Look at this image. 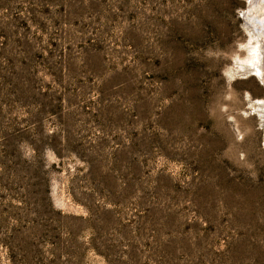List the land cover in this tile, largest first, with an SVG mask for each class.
I'll use <instances>...</instances> for the list:
<instances>
[{
    "label": "rangeland",
    "instance_id": "1",
    "mask_svg": "<svg viewBox=\"0 0 264 264\" xmlns=\"http://www.w3.org/2000/svg\"><path fill=\"white\" fill-rule=\"evenodd\" d=\"M248 14L264 0H0V264H264Z\"/></svg>",
    "mask_w": 264,
    "mask_h": 264
},
{
    "label": "bare ground",
    "instance_id": "2",
    "mask_svg": "<svg viewBox=\"0 0 264 264\" xmlns=\"http://www.w3.org/2000/svg\"><path fill=\"white\" fill-rule=\"evenodd\" d=\"M251 17H252L251 15H249V14L247 15V18H250L249 20L253 21V19ZM254 21H253V23H254L253 25L255 27L254 28L255 29V33L260 38V40L262 42V48H263L262 54L264 55V19H262L260 21L254 19ZM258 72H259V75H261V77L263 79V83H264V56H263V64L261 65V67H259Z\"/></svg>",
    "mask_w": 264,
    "mask_h": 264
}]
</instances>
